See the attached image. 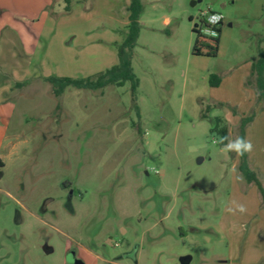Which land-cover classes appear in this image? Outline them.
Segmentation results:
<instances>
[{"label":"rangeland","instance_id":"obj_1","mask_svg":"<svg viewBox=\"0 0 264 264\" xmlns=\"http://www.w3.org/2000/svg\"><path fill=\"white\" fill-rule=\"evenodd\" d=\"M29 2L0 16L33 44L9 101L0 264H264V199L211 132L220 117L234 139L252 116L248 164L264 189V102L250 78L264 0H141L135 100L130 82L56 97L44 79L117 64L130 0ZM202 12L223 16L215 57L192 54Z\"/></svg>","mask_w":264,"mask_h":264},{"label":"trees","instance_id":"obj_2","mask_svg":"<svg viewBox=\"0 0 264 264\" xmlns=\"http://www.w3.org/2000/svg\"><path fill=\"white\" fill-rule=\"evenodd\" d=\"M264 7V5H263ZM68 10V8H66ZM128 12V25L127 34L123 42L118 46V63L113 65L111 68L106 69L96 75L84 77V78H72L66 76H48L45 77V81L51 84L52 92L56 97H60L65 88L73 87L76 89L85 90H100L110 85H115L117 87L123 86L126 82H130L132 94L134 100L136 99V91L139 86V80L133 72L132 68V55L133 49H135V44L140 33V15L142 12L141 0H130L129 6L127 8ZM263 18H264V8H263ZM202 22V20H200ZM206 27H209L211 34L204 35L201 34L197 27L193 29L196 33V39L192 47V54L194 55H206L210 57L217 56L219 49V37L221 32V26L223 22L216 25H208L204 23ZM261 41L264 42V35L261 37ZM251 80L254 81L257 90V98L259 101L264 102V54L263 51L259 50L258 58L253 62L251 68ZM249 82V81H248ZM209 83L212 87H217L221 83V79L217 74H211L209 76ZM19 84V86H21ZM214 106V105H213ZM210 107L208 106L205 110H202V118L208 117V112ZM214 126L211 128V132L215 133L219 137V145L224 147V144L220 143L222 137L230 138V132L228 125L223 123L224 119L220 117L214 118ZM252 121V116L243 117L238 128L235 130L236 137H245V127ZM247 153L243 156H238V171L244 177L245 181L248 183H254L257 185L262 198L264 199V189L257 177V174L252 170L248 164ZM4 162L0 159V180L4 176Z\"/></svg>","mask_w":264,"mask_h":264},{"label":"crops","instance_id":"obj_3","mask_svg":"<svg viewBox=\"0 0 264 264\" xmlns=\"http://www.w3.org/2000/svg\"><path fill=\"white\" fill-rule=\"evenodd\" d=\"M26 5H31L29 0H0V16L9 10L25 13ZM21 34L23 33L19 26L0 18V159L4 162L3 171L7 163L5 159L11 158L16 149V144L10 140L11 135L8 132L14 110L9 101L17 92L13 83L24 81L30 76L33 44L28 38L21 39ZM190 260L191 258L187 259L188 262Z\"/></svg>","mask_w":264,"mask_h":264},{"label":"clouds","instance_id":"obj_4","mask_svg":"<svg viewBox=\"0 0 264 264\" xmlns=\"http://www.w3.org/2000/svg\"><path fill=\"white\" fill-rule=\"evenodd\" d=\"M58 11L62 9H57ZM227 143L224 144V141ZM221 144H224L223 151L225 152H235L238 156H243L245 153H250L253 150V144L250 140L244 137L237 136L234 139H229L228 137H222L220 140ZM240 212H244L245 208L243 205L239 207Z\"/></svg>","mask_w":264,"mask_h":264},{"label":"built area","instance_id":"obj_5","mask_svg":"<svg viewBox=\"0 0 264 264\" xmlns=\"http://www.w3.org/2000/svg\"><path fill=\"white\" fill-rule=\"evenodd\" d=\"M202 22L200 21V25L197 26V30L204 35L211 34V31L209 27H206L204 23H207L208 25H216L223 20V16L219 13L214 12H202L201 18Z\"/></svg>","mask_w":264,"mask_h":264},{"label":"water","instance_id":"obj_6","mask_svg":"<svg viewBox=\"0 0 264 264\" xmlns=\"http://www.w3.org/2000/svg\"><path fill=\"white\" fill-rule=\"evenodd\" d=\"M192 4H195V2L193 1ZM195 27H197V25H195ZM68 262L70 264H83L82 261L75 259L73 256L70 255V257L68 258Z\"/></svg>","mask_w":264,"mask_h":264}]
</instances>
